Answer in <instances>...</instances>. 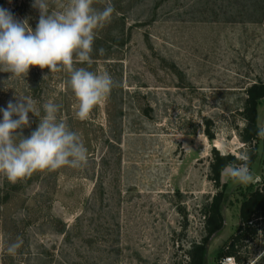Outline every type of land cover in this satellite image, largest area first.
Wrapping results in <instances>:
<instances>
[{
    "label": "rangeland",
    "instance_id": "374dc122",
    "mask_svg": "<svg viewBox=\"0 0 264 264\" xmlns=\"http://www.w3.org/2000/svg\"><path fill=\"white\" fill-rule=\"evenodd\" d=\"M33 3L0 0V7L35 30ZM108 3L115 12L97 31L91 65L74 66L107 72L117 86L87 120L76 117L66 70L0 72V109L16 95L32 99L40 117L44 103L61 105L58 119L88 149L80 169L37 171L15 184L0 174V264H189L219 190L214 149L254 154L250 183L222 170L224 225L206 252V264H222L216 256L240 225L242 201L264 185V138L242 136L246 89L264 82V0H94L93 7ZM60 10L50 0L49 11ZM29 121L25 137L39 117L29 113ZM255 222L258 234L243 243L238 264H264V217ZM17 237L23 244L9 255Z\"/></svg>",
    "mask_w": 264,
    "mask_h": 264
},
{
    "label": "clouds",
    "instance_id": "9594fccd",
    "mask_svg": "<svg viewBox=\"0 0 264 264\" xmlns=\"http://www.w3.org/2000/svg\"><path fill=\"white\" fill-rule=\"evenodd\" d=\"M55 2L61 9L58 12L49 11L50 0H34L32 7L39 11L35 30L27 20L18 21L0 7V72L26 77L33 66L50 72L66 70L67 84L78 101L76 117L84 121L109 97L117 82L107 72L96 73L74 65H91L97 31L111 21L115 8L108 3L102 10L97 9L93 7L94 0ZM99 52L102 55L104 49ZM15 100L0 109V174L15 184L37 171L86 166L88 149L79 134L58 119L61 105L44 103V115L40 117L32 99L16 95ZM29 113L39 117V123L25 137L22 129L30 126ZM257 136L264 138V126H258ZM240 159L242 163L227 165L225 171L234 181L246 185L253 180L249 157L245 154ZM22 244V238L17 237L7 245L6 252L15 256Z\"/></svg>",
    "mask_w": 264,
    "mask_h": 264
},
{
    "label": "trees",
    "instance_id": "16d2710c",
    "mask_svg": "<svg viewBox=\"0 0 264 264\" xmlns=\"http://www.w3.org/2000/svg\"><path fill=\"white\" fill-rule=\"evenodd\" d=\"M246 103L244 116L246 125L243 129V140L252 143L257 137L258 128V104L264 98V82L253 83L246 89ZM254 161V154L251 155L249 163ZM243 161L231 154H221L214 149L211 162V172L214 182L219 188L213 196L205 212L206 236L199 243H194L188 251L189 264H206L207 243L209 238L221 230L224 225L222 213L225 201V193L220 189L222 170L229 164H240ZM240 225L236 231L225 241L217 253V259L221 262L224 257L232 256L236 262L241 263L239 251L243 243L248 239H254L258 234L257 221L264 217V185L250 191L240 206Z\"/></svg>",
    "mask_w": 264,
    "mask_h": 264
},
{
    "label": "built area",
    "instance_id": "2783aa9c",
    "mask_svg": "<svg viewBox=\"0 0 264 264\" xmlns=\"http://www.w3.org/2000/svg\"><path fill=\"white\" fill-rule=\"evenodd\" d=\"M222 264H238L234 257L227 256L221 260Z\"/></svg>",
    "mask_w": 264,
    "mask_h": 264
},
{
    "label": "water",
    "instance_id": "95a60500",
    "mask_svg": "<svg viewBox=\"0 0 264 264\" xmlns=\"http://www.w3.org/2000/svg\"><path fill=\"white\" fill-rule=\"evenodd\" d=\"M215 234H216V233H214L213 235H215ZM213 235H212V236H213ZM210 239H211V238H210Z\"/></svg>",
    "mask_w": 264,
    "mask_h": 264
}]
</instances>
